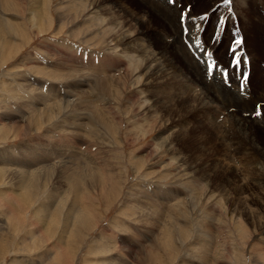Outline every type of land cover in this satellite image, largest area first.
<instances>
[{"label":"rangeland","instance_id":"374dc122","mask_svg":"<svg viewBox=\"0 0 264 264\" xmlns=\"http://www.w3.org/2000/svg\"><path fill=\"white\" fill-rule=\"evenodd\" d=\"M27 2L0 0V264H264V0ZM218 16L246 96L194 43Z\"/></svg>","mask_w":264,"mask_h":264},{"label":"snow or ice","instance_id":"6c2138e0","mask_svg":"<svg viewBox=\"0 0 264 264\" xmlns=\"http://www.w3.org/2000/svg\"><path fill=\"white\" fill-rule=\"evenodd\" d=\"M170 5H176L180 0H166ZM235 0H223V4L227 7L229 12H233V5ZM188 5L185 4V8L181 10L180 15V24H181V33L183 36H188L191 38V28L195 27L198 32L206 33L207 28H201L199 25H192L191 20L193 19L191 11L187 10ZM209 9L212 10L213 15L218 11L217 8H212V5H209ZM195 18L200 21L210 22V17L208 15V10H205L202 14H198ZM225 17L218 16L217 23L213 28L211 35L207 36V39H202L200 36H196L194 39L195 45L202 50V55L205 58L206 66V76L209 79H215L216 70H219V74L222 76V82L224 85H230L233 73L239 71L241 79L239 81V91L242 96H246V82L248 81V72L244 71L243 65L248 63L246 56L241 51L244 41L239 35V29L233 26V38L230 41L229 52L231 53V60L226 66L221 67L216 60L213 59V51L208 50L212 45L222 43V34L225 32ZM231 20V17H228ZM185 22L189 23V27H184ZM186 46L191 48V44L186 41ZM229 68L233 72L229 71ZM253 116L256 118H264V111L260 105H256L253 111Z\"/></svg>","mask_w":264,"mask_h":264},{"label":"bare ground","instance_id":"6f19581e","mask_svg":"<svg viewBox=\"0 0 264 264\" xmlns=\"http://www.w3.org/2000/svg\"><path fill=\"white\" fill-rule=\"evenodd\" d=\"M38 1H39V2H38V7H35V8L32 10V12H31V15H32L31 17H32L33 20H36V19H37L36 17L39 16V14H41L42 10H43V14H41V15H43V16L45 15V10H46V9H44L45 7H44L43 4L41 5V2H42V1L44 2L45 0H38ZM47 1H48V0H47ZM92 1L97 2V0H96V1H95V0H92ZM157 1H159V0H157ZM33 2H35V1H33ZM49 2H50V1H49ZM94 2H93V3H94ZM27 3H29L28 6H30V5L32 4V0H28ZM93 3H92V4H93ZM146 3H147V2H146ZM44 4H45V3H44ZM82 4H83V3H82ZM97 4H98V3H97ZM20 5H21V4H20ZM26 5H27V4H26ZM74 5H75V4H74ZM90 5H91V4H90ZM115 6H116V4H115ZM65 7H66V6H65ZM71 7H72V6H71ZM79 7H80V6H79ZM81 7H82V6H81ZM81 7H80V9H81ZM86 7L88 8V6H86ZM92 7H93V6H92ZM32 8H33V7H32ZM100 8H101V7H100ZM116 8H117V7H116ZM124 9H125V8H124ZM145 10H147V9H145ZM156 10H157V9H156ZM69 11H71V9H70L69 7H67V10H66L65 14L59 15V17H61L62 19H67V18H68L67 15H68V12H69ZM79 11H80V10H79ZM82 11H85V9L82 8L81 12H82ZM108 11H110V10H108ZM241 11H242V10H241ZM85 12H86V11H85ZM142 12H143V10H142ZM159 12H160V11H159ZM249 12H250V11H249ZM105 13H106V12H105ZM125 13H126V12H125ZM239 13H240V12H239ZM241 13H242V12H241ZM0 14H1V13H0ZM82 14H83V13H82ZM109 14H110V13H109ZM5 15H6V14H5ZM103 15H104V14H103ZM106 15H107V14H106ZM131 15H132V14H131ZM145 16H146V15H145ZM47 17H48V16H47ZM47 17H46V18H47ZM142 17H143V16H142ZM142 17H141V18H142ZM123 18H124V17H123ZM164 18H165V17H164ZM164 18H163V19H164ZM2 19H3V18H2ZM4 19H5V18H4ZM32 19H31V20H32ZM102 19H103V18H102ZM138 19H139V18H138ZM87 20H88V19H87ZM135 20H136V19H135ZM88 21H89V20H88ZM136 21H139V20H136ZM29 22H30V20H29ZM31 22H32V21H31ZM31 22H30V23H31ZM33 22H34V21H33ZM33 22H32V23H33ZM100 23H101V21L99 22L98 25H102V23H101V24H100ZM2 24H3V23H2ZM7 24H8V23H7ZM20 24H21V23H20ZM108 24H109V23H108ZM244 24H245V23H244ZM19 26H20V25H19ZM104 27H105V24H104ZM111 27H112V26H111ZM10 28H11V27H10ZM22 28H23V27H22ZM106 28H107V27H106ZM106 28H105V29H106ZM3 30H4V29H3ZM26 30H27V29H26ZM100 30H101V29H100ZM111 30H112V28H111ZM113 30H114V27H113ZM22 31H23V30H22ZM4 32H5V31H4ZM8 32H9V31H8ZM5 33H7V30H6ZM10 33H11V32H10ZM103 33H104V32H103ZM103 33H102V34H103ZM110 33H111V32H110ZM5 35H6V34H5ZM70 36H73V34L70 35ZM5 37H6V36H5ZM23 37H24V36H23ZM73 37H74V36H73ZM114 37H115V36H114ZM127 37H128V36H127ZM2 38H3V37H2ZM112 41H113V40H112ZM2 44H3V43H2ZM112 45H113V44H112ZM2 46H3V45H2ZM140 48H141V47H140ZM122 50H123V49H122ZM121 52H122V51H121ZM123 52H126V51L123 50ZM127 52L130 53V51H127ZM122 54H123V53H122ZM115 56H117V55H115ZM182 57H183V56H182ZM113 58H114V57H113ZM130 58H131V56H130ZM134 58H135V57H134ZM155 58H156V57H155ZM155 58H154V59H155ZM120 59H121V58H120ZM164 59H165V58H164ZM131 60H132V59H131ZM162 60H163V59H162ZM166 60H167V59H166ZM123 61H124V60H123ZM125 61H126V60H125ZM133 61H134V59H133ZM118 62H120V61H118ZM129 62H130V61H129ZM129 62H128V63H129ZM165 62H166V61H165ZM26 63H27V62H26ZM121 64H122V63H121ZM123 65H124V64H123ZM127 65H128V64H127ZM127 65H126V66H127ZM132 65H133V64H132ZM138 65H140V64H138ZM118 66H119V65H118ZM129 66H130V65H129ZM136 66H137V65H136ZM138 67H140V66H138ZM124 68H125V67H124ZM130 68H131V67H130ZM130 68H129V69H130ZM136 68H137V67H136ZM140 68H141V67H140ZM187 68H188V67H187ZM137 69H139V68H137ZM191 69H192V68H191ZM124 70H125V69H124ZM126 71H127V70H126ZM131 71H132V70H130V73H131ZM133 71L135 72V70H133ZM152 71H153V70H152ZM187 71H188V70H187ZM123 72H125V71H123ZM134 72H133V74H135ZM42 73H43V72H42ZM54 73H55V72H54ZM95 73H96V72H95ZM126 73H127V72H126ZM130 73L128 72V74H130ZM147 73L149 74L148 71H147ZM157 73H158V72H157ZM52 74H53V73H52ZM102 74H103V73H102ZM195 74H196V72H195ZM94 75H95V74H94ZM99 75H100V74H99ZM131 75H132V74H131ZM131 75H130V76H131ZM179 75H181V74H179ZM179 75H178V76H179ZM103 76H104V75H103ZM108 76H109V74H108ZM148 77H149V76H148ZM196 77H197V76H196ZM55 78H56V77H55ZM103 78H104V77H103ZM94 80H95V79H94ZM167 81H168V80H167ZM182 81H183V80H182ZM182 81H181V82H182ZM78 82H79V81H78ZM103 82H104V81H103ZM106 82L108 83V81H106ZM262 82H263V81H262ZM262 82H261V84H262ZM76 83H77V81H76ZM81 84H82V83H81ZM96 84H98V83H96ZM99 84H101V83H99ZM104 84H105V83H104ZM133 84H134V83H133ZM93 86H94V85H93ZM257 86L260 87V85H257ZM108 87H109V86H108ZM190 87H191V86H190ZM261 87H264V85H262ZM100 88H101V87H100ZM156 88H157V87H156ZM185 89H186V88H185ZM187 89H188V88H187ZM211 89H212V88H211ZM214 89H215V88H214ZM258 89L260 90V88H258ZM109 90H110V89H109ZM137 90H138V89H137ZM261 90H262V89H261ZM263 90H264V88H263ZM138 91H139V90H138ZM79 92H80V91H79ZM84 92H85V91H84ZM177 92H178V90H177ZM179 92H180V91H179ZM186 92H187V91H186ZM188 92H189V91H188ZM66 93H67V92H66ZM153 93H154V91H153ZM153 93H152V94H153ZM181 93H182V91H181ZM214 93H215V92H214ZM77 94H78V93H77ZM77 94H76V95H77ZM80 94H81V93H80ZM216 94H217V93H216ZM257 94H258V93H257ZM160 95H161V94H160ZM186 95H187V94H186ZM96 96H97V95H96ZM184 96H185V95H184ZM215 96H216V95H215ZM76 97H77V96H76ZM80 97H81V96H80ZM170 97H171V96H170ZM218 97H219V96H218ZM64 98H65V97H64ZM83 98H84V97H83ZM173 98H174V97H173ZM195 98H196V97H195ZM220 98H221V97H220ZM220 98H219V99H220ZM100 99H102V98H100ZM165 99H166V98H165ZM217 99H218V98H217ZM79 100H80V98H79ZM98 100H99V99H98ZM193 100H194V99H193ZM225 100H226V99H225ZM90 101H91V100H90ZM90 101H88V102H90ZM103 101H104V100H103ZM215 101H216V100H215ZM226 101H227V100H226ZM45 102H46V101H45ZM162 102H163V101H162ZM228 102H229V101H228ZM93 103H94V101H93ZM229 103H232V102H229ZM68 104H69V103H68ZM160 104H161V103H160ZM79 105H80V104H79ZM83 105H84V104H83ZM223 105H224V104H223ZM85 106H86V105H85ZM91 106H93V105H91ZM240 106H241V105H240ZM77 107H78V106H77ZM223 107H224V106H223ZM226 108H227V107H226ZM65 109H66V108H65ZM89 110H90V109H89ZM213 110H214V109H213ZM221 110H222V109H221ZM185 111H186V110H185ZM85 113H86V112H85ZM92 113H93V112H92ZM162 113H163V112H162ZM90 116H91V115H90ZM212 118H213V117H212ZM97 119H98V118H97ZM163 119H164V118H163ZM205 120H208V119H205ZM214 120H215V119H214ZM202 121H203V120H202ZM209 122H212V121H209ZM73 124H74V123H73ZM118 124H119V123H118ZM20 125H21V124H20ZM40 125H41V124H40ZM212 125H213V124H212ZM214 125H215V124H214ZM72 127H73V126H72ZM17 128H18V127H17ZM214 130H215V129H214ZM217 130H218V128H217ZM142 131H143V130H142ZM74 132H75V131H74ZM219 132H220V131H219ZM18 134H19V133H18ZM140 137H141V136H140ZM199 139H200V138H199ZM234 143H235V142H234ZM236 145H237V144H236ZM255 146H256V145H255ZM229 149H230V148H229ZM257 149H258V148H257ZM243 153H244V152H243ZM257 163H258V162H257ZM245 166H246V165H245ZM44 167H46V166H44ZM44 167H43V168H44ZM50 167H51V166H50ZM64 171H65V170H64ZM256 171H257V170H256ZM259 172H261V171H259ZM262 172H264L263 169H262ZM1 174H2V173H1ZM71 174H72V173H71ZM259 174H260V173H259ZM69 175H70V174H69ZM63 176H64V175H63ZM65 176H66V175H65ZM73 176H74V175H73ZM249 177H250V176H249ZM2 178H3V177H2ZM245 179H246V178H245ZM253 180H255V179H253ZM241 181H242V180H241ZM245 181H246V180H245ZM263 181H264V180H263ZM94 184H95V183H94ZM60 185H61V184H60ZM24 200H25V199H24ZM59 216H60V215H59ZM57 218H58V217H57ZM140 246H141V245H140Z\"/></svg>","mask_w":264,"mask_h":264}]
</instances>
